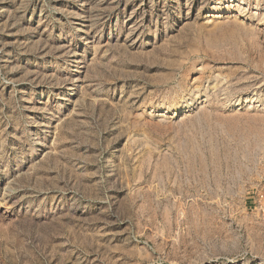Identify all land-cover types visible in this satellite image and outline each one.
Segmentation results:
<instances>
[{
	"label": "rangeland",
	"instance_id": "obj_1",
	"mask_svg": "<svg viewBox=\"0 0 264 264\" xmlns=\"http://www.w3.org/2000/svg\"><path fill=\"white\" fill-rule=\"evenodd\" d=\"M0 264H264V0H0Z\"/></svg>",
	"mask_w": 264,
	"mask_h": 264
}]
</instances>
